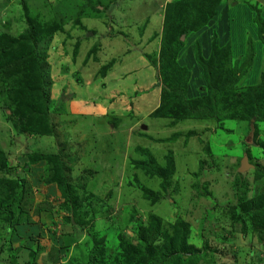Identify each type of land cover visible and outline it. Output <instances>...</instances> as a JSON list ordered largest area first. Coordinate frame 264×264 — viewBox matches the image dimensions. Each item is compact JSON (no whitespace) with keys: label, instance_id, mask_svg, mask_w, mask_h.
I'll return each instance as SVG.
<instances>
[{"label":"rangeland","instance_id":"obj_1","mask_svg":"<svg viewBox=\"0 0 264 264\" xmlns=\"http://www.w3.org/2000/svg\"><path fill=\"white\" fill-rule=\"evenodd\" d=\"M21 1L31 22L58 29L36 49L43 58L54 132L18 134L0 97V181L8 182L0 188V264H89V251L99 240L102 264H134L123 256L119 238L134 245L138 229L151 224L152 218L159 221L160 236L172 237L177 219L186 224V243L196 251V264H264V216H252L245 205L240 206L264 191V122L248 131L245 121L226 119L218 124L188 119L178 124L176 134L155 127L151 135H141L148 131L144 124L149 128L153 121L148 119L153 110L139 112L134 104L137 97L147 95L149 106L159 103L156 69L164 23L176 20L170 25L175 36L176 24L193 21L185 18L190 9L175 12L177 8L170 6L176 1L184 6L185 0H0V37H17L24 30ZM232 2L239 6L222 10ZM220 3L207 24L182 36L175 55V63L189 74L192 95L198 85L205 86L194 60L195 46L204 60L211 44L223 49L225 68L231 71L240 68L250 41L253 57L234 84L236 93L260 82L264 55L252 19L255 14L264 19V0ZM115 10L129 19L118 32L107 28ZM133 19L138 22L131 25ZM144 29L151 31L146 44L136 38ZM89 32L93 35L84 38ZM103 38L106 46L97 53ZM145 46L150 56H139L141 61L121 59L123 50L135 59L136 51L142 55L139 49ZM119 63H128L127 68L120 66L113 85L107 77L109 91L103 78ZM140 66L148 68L139 72ZM135 82L144 86L130 93ZM123 87L129 93H123ZM122 118L128 122L125 127L119 126ZM37 155H56L64 162L71 198H63L54 184L44 183L45 164L36 163ZM147 155L159 168L171 158L174 172L161 178L134 167L136 162H147ZM245 155L249 167L238 172ZM15 183L23 189L25 214L6 195ZM143 189L152 197L144 198ZM161 241L160 237L154 244Z\"/></svg>","mask_w":264,"mask_h":264},{"label":"trees","instance_id":"obj_2","mask_svg":"<svg viewBox=\"0 0 264 264\" xmlns=\"http://www.w3.org/2000/svg\"><path fill=\"white\" fill-rule=\"evenodd\" d=\"M188 7H185L187 3ZM221 0H185L176 1L172 6L175 12L180 9H190L186 14L188 24H176L178 35L173 36L170 25L165 21L162 42L159 49L157 63V76L159 82V103L152 112L154 118H165L171 121L170 125L183 120H212L220 123L222 120L235 119L245 121L250 129H255L258 122H264V60L260 82L257 85L243 89L242 93L234 86L244 69L249 68L253 57V49L250 41L246 42L244 60L240 68L229 71L225 68L226 56L223 49L211 44L209 58L202 59L199 48H194V60L202 70L205 86L198 88L199 95L188 98L186 94L189 74L183 67L175 63V55L182 45L180 37L187 32H195L209 22L216 12V7ZM22 10L25 18V28L17 37L2 35L0 37V97L3 110L8 121L18 134L27 136H51L54 127L49 122L48 105L49 92L44 84V69L41 58L36 49L38 45L48 40L58 30L56 26L44 25L37 20H29L24 1ZM195 6L192 8L191 6ZM177 18L179 14L176 13ZM253 23L257 29V36L262 44L264 55V19L255 14ZM180 22V21H179ZM93 35L86 33L84 38ZM147 162H136L134 167L148 170L149 174L168 177L174 172L172 159L168 158L164 168H159L153 159L147 155ZM247 157V155H245ZM0 158L2 154L0 152ZM36 163L45 164L46 185L54 184L58 193L65 199L72 196V191L65 178V164L56 155H37ZM4 183V184H3ZM7 181H0V188ZM15 189L6 193L12 199L19 213L25 214L22 209L23 189L15 183ZM16 188L18 191H16ZM143 197H152L151 192L142 190ZM13 204V203H11ZM245 205V206H244ZM1 206V204H0ZM5 206V205H4ZM245 210L253 213L252 216L262 218L264 216V191L252 196L249 201L240 203ZM10 211L9 207H5ZM38 213V212H36ZM151 224L145 228H139L135 237V244L130 246L124 238H119V248L123 256L129 257L134 264H196V251L187 245L186 237L188 229L186 224L177 219L173 226V236L167 233L160 236L159 221L151 219ZM78 226V225H76ZM78 229V227H77ZM162 238L160 244L154 242ZM101 241L92 245L89 251V264H102L98 257L103 252Z\"/></svg>","mask_w":264,"mask_h":264},{"label":"crops","instance_id":"obj_3","mask_svg":"<svg viewBox=\"0 0 264 264\" xmlns=\"http://www.w3.org/2000/svg\"><path fill=\"white\" fill-rule=\"evenodd\" d=\"M221 4V3H220ZM234 4H235V2H232V3H230L229 4V6H227V8L225 7V8H222V10L223 11H233L237 6H239L238 4L236 5V6H234ZM222 5V4H221ZM219 7V5L217 6V8ZM244 7V6H243ZM217 8H216V11H217ZM122 12H120V10L119 11H113L109 16H113V19H112V21L111 22H109V27H107V28H113V29H115V30H117V31H115V32H118V27H120L122 24L123 25H127V22H128V17L125 15V14H123V17H122ZM215 14H216V12H215ZM226 14V13H225ZM158 17H159V15H158ZM137 19H133V20H131L132 22H131V25H134V22H138V21H136ZM156 20V19H155ZM101 25L103 26L104 25V23L103 22H101ZM105 26V25H104ZM150 26H151V24L149 25V28H150ZM142 32V31H141ZM141 32H139V34L141 33ZM149 32H151V31H148V30H146V29H144V32H142V34L140 35V37H136L137 38V42H141V41H138L139 39H143L145 42L144 43H142V44H146L147 42H148V40H149ZM103 43H102V45L99 47V49H98V51H97V53H100L102 50H103V48H104V46H106L105 45V43H106V41H105V39L103 38ZM101 44V43H100ZM104 44V45H103ZM130 49H131V47H130ZM139 49V48H138ZM139 50H141L140 52L142 53V55L140 54V53H138L137 51H136V53L138 54V57L137 58H135V59H133L134 57V55H133V53L132 52H130L129 54H128V56L122 51V53H121V59H129V61H132V60H139V61H141L142 60V58H139V56L140 57H142L143 55L144 56H147V54H149V52H148V50H149V47H147V46H145V48H142L141 47V49H139ZM131 51V50H130ZM115 53V52H114ZM116 55V53L115 54H113V56H115ZM149 56H150V54H149ZM148 56V57H149ZM120 57V56H119ZM115 59V57H111V60H114ZM145 60V59H144ZM128 61V62H129ZM146 61V60H145ZM133 62V61H132ZM135 63V62H134ZM124 64V63H123ZM122 63H119V67L117 68H114L115 67V65L112 67V69H110V70H108V71H106V73H105V77L103 78V82H104V84H105V87H106V89L109 87V91H111V85H109L108 86V84L107 83H105V81H106V79H107V77H109L110 79H111V82H112V85L113 84H115L116 83V81H117V78H119V75H120V72H121V68L122 67H120L121 65H123ZM127 64L128 63H125L124 65H126L125 67L127 68ZM147 68L148 67H137L136 69H139V70H137V71H139V72H143V71H146L147 70ZM190 81V80H189ZM189 81H187V90H186V94H187V91H188V94H187V97L188 98H193V97H196V96H198L199 95V93H198V88L199 87H201V86H199L198 85V87H197V89H196V95H192V92H193V90H190V84L191 83H189ZM199 84V83H198ZM121 86V85H120ZM142 86H144V83H142V82H135L134 84H132V86H131V88H130V93L131 92H135V91H137V90H139V88L140 87H142ZM149 86H151V85H149ZM113 87H115V88H118V86L117 85H114ZM158 87H159V85H158ZM122 90L124 89V87L123 88H121ZM118 91V90H117ZM123 93H129V92H127V91H125V89L122 91ZM124 97V96H123ZM125 98V97H124ZM137 99H138V101H136L135 102V104H134V107H135V110H139V112L141 111H145V108L146 109H149V110H155V108L158 106V103H152L150 106H149V104H150V102H149V100H148V95H147V97H145V96H143V97H137ZM149 110H147L146 111V115H148L149 113H148V111ZM137 111H135V113H136ZM148 119H152L153 121H151L149 124V128H147V125H145L144 124V126L146 127V129H148V131L146 130L145 131V134H141V135H151V133H154L155 131H156V129H155V127H157V128H159V129H162V131L163 130H166V132H169L168 134L169 135H172V134H176V133H178V131L176 130V127L178 126V124L179 123H181V122H183V121H185V120H183V121H180V122H177V123H175V124H173V125H170V127H166L167 126V124L169 123V120H167V119H165V118H152V117H150V118H148ZM123 120H124V118H122L121 119V122H120V125L119 126H121V125H123L124 127L125 126H127V124H128V122L126 123V122H123ZM157 120V121H156ZM196 121H198V120H196ZM200 121H202V120H200ZM199 122V121H198ZM141 125H143V123H141ZM150 126H151V128H150ZM122 127V126H121ZM141 127H143V126H141ZM144 128V127H143ZM142 128V129H143ZM117 129V128H116ZM168 130V131H167ZM121 130L119 129V132H120ZM147 132V133H146ZM150 133V134H149ZM120 136V135H119ZM144 143V142H143ZM145 144V143H144Z\"/></svg>","mask_w":264,"mask_h":264},{"label":"water","instance_id":"obj_4","mask_svg":"<svg viewBox=\"0 0 264 264\" xmlns=\"http://www.w3.org/2000/svg\"><path fill=\"white\" fill-rule=\"evenodd\" d=\"M181 40H182V37L180 38V41ZM245 161H246V158H245V156H243L240 163H239L238 172H243L249 167L247 164H245Z\"/></svg>","mask_w":264,"mask_h":264}]
</instances>
